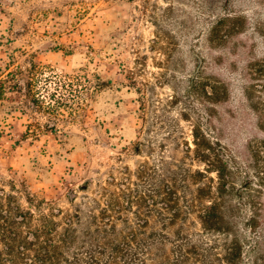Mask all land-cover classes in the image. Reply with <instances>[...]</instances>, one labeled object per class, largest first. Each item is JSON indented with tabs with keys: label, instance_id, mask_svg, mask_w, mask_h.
<instances>
[{
	"label": "rangeland",
	"instance_id": "obj_1",
	"mask_svg": "<svg viewBox=\"0 0 264 264\" xmlns=\"http://www.w3.org/2000/svg\"><path fill=\"white\" fill-rule=\"evenodd\" d=\"M0 83V264H264V0H0Z\"/></svg>",
	"mask_w": 264,
	"mask_h": 264
},
{
	"label": "trees",
	"instance_id": "obj_2",
	"mask_svg": "<svg viewBox=\"0 0 264 264\" xmlns=\"http://www.w3.org/2000/svg\"><path fill=\"white\" fill-rule=\"evenodd\" d=\"M1 85L2 83H0V87ZM9 218L7 216L4 223L10 222L11 217ZM201 219L207 225V212L201 215ZM4 223L0 221V229L3 228ZM131 240L135 241V238ZM1 256L2 253L0 252V261L2 260ZM16 256L21 258L23 253H19ZM34 256L39 264H56L59 259L56 251L37 252ZM68 264H144V261L139 259L136 249L132 245H128L127 248H112L108 252L106 250L89 252L84 254L83 257L76 255L68 261Z\"/></svg>",
	"mask_w": 264,
	"mask_h": 264
}]
</instances>
